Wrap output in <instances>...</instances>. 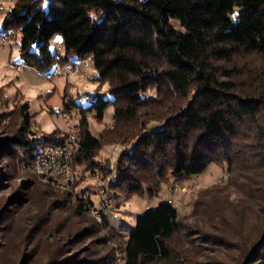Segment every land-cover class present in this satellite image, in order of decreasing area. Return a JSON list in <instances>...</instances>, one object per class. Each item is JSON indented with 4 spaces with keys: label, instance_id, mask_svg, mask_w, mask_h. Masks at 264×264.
Listing matches in <instances>:
<instances>
[{
    "label": "trees",
    "instance_id": "trees-1",
    "mask_svg": "<svg viewBox=\"0 0 264 264\" xmlns=\"http://www.w3.org/2000/svg\"><path fill=\"white\" fill-rule=\"evenodd\" d=\"M2 32L21 34L24 63L40 72L57 64V34L63 64L97 69L76 168L93 170L104 145L128 142L111 181L118 195L155 196L211 164L228 179L199 189L185 218L161 203L124 237L90 215L88 190L73 201L30 168L42 143L24 102L11 117L0 111V264H117L118 245L123 264H264V0H15ZM110 104L113 124L98 138L88 113L103 120Z\"/></svg>",
    "mask_w": 264,
    "mask_h": 264
},
{
    "label": "rangeland",
    "instance_id": "rangeland-1",
    "mask_svg": "<svg viewBox=\"0 0 264 264\" xmlns=\"http://www.w3.org/2000/svg\"><path fill=\"white\" fill-rule=\"evenodd\" d=\"M14 2L15 0H0V111L11 117L20 105L28 102L32 116V129L40 132L38 136L40 141L45 135L53 132L51 136L72 130L80 135L79 121L82 108L95 101L100 90H98L97 81L98 71L91 59L78 61L77 64L71 62L63 64L61 56L64 54V48L60 34L55 35L50 43L53 51H59L56 58L57 64L52 68L51 73L40 72L27 66L21 56V34L18 33L16 37L13 33L6 37L1 36L4 18ZM242 12L243 8L236 6L232 18L237 20ZM171 22L179 30L185 31L177 20L172 19ZM88 63L89 66H87ZM108 88V84H105L100 91L101 96L106 100L112 99V96L108 94ZM67 89L69 93L66 97L67 101L75 102L77 105L72 112L66 111ZM96 114V111L88 113V121L93 135L99 138L101 133L113 124V104L106 108L103 120H98ZM15 119L17 116L13 121ZM7 122L10 124L9 120ZM152 125L156 128L160 127L155 122H152ZM129 146L128 142L104 145L94 158L98 167L89 170L85 169V165H79L76 171L80 174L75 178V180L79 178L78 186L74 184L73 193H68L72 200L76 201L82 196L83 190H88L95 201L94 205H98L100 186L108 184L109 180L114 177L117 159L120 153ZM22 165V167H28L25 164ZM100 166L102 169L99 168ZM39 179L47 184L42 178L39 177ZM227 179L226 169L220 165L211 164L199 175L164 184L160 193L155 196L144 194L127 197L124 194H117L107 211L103 207L104 210L100 212L101 220H98L92 213L90 215L98 222H102L105 216L124 237H128L136 228L138 216L145 211L156 208L161 203H172L178 209L180 217L185 218L192 211L199 189L215 183H224ZM184 187L188 190L184 191ZM118 246L117 264H123L121 253L123 248Z\"/></svg>",
    "mask_w": 264,
    "mask_h": 264
},
{
    "label": "built area",
    "instance_id": "built-area-1",
    "mask_svg": "<svg viewBox=\"0 0 264 264\" xmlns=\"http://www.w3.org/2000/svg\"><path fill=\"white\" fill-rule=\"evenodd\" d=\"M89 65L88 63L87 66ZM40 142L42 147H40L34 160L29 164L30 167L40 178L56 190L73 193L75 178L80 174L79 171H76L74 162L76 154L81 148L79 133L75 130L67 133H58L50 137L48 141L43 139ZM115 176L109 180L108 184L100 186L98 193L100 197L99 204L93 205L88 209L98 220H101L100 212L104 210L103 207L108 210L107 208L110 206L112 199L117 197L116 192L111 189V181Z\"/></svg>",
    "mask_w": 264,
    "mask_h": 264
},
{
    "label": "crops",
    "instance_id": "crops-1",
    "mask_svg": "<svg viewBox=\"0 0 264 264\" xmlns=\"http://www.w3.org/2000/svg\"><path fill=\"white\" fill-rule=\"evenodd\" d=\"M185 189H186V188L184 187V189H183V190L185 191Z\"/></svg>",
    "mask_w": 264,
    "mask_h": 264
},
{
    "label": "clouds",
    "instance_id": "clouds-1",
    "mask_svg": "<svg viewBox=\"0 0 264 264\" xmlns=\"http://www.w3.org/2000/svg\"><path fill=\"white\" fill-rule=\"evenodd\" d=\"M58 53H59V51H58Z\"/></svg>",
    "mask_w": 264,
    "mask_h": 264
}]
</instances>
